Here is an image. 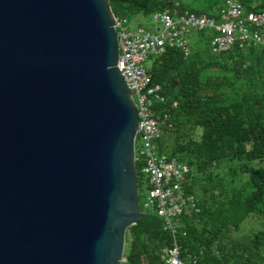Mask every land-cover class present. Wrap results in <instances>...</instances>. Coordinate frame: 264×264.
Returning a JSON list of instances; mask_svg holds the SVG:
<instances>
[{"label":"water","instance_id":"obj_1","mask_svg":"<svg viewBox=\"0 0 264 264\" xmlns=\"http://www.w3.org/2000/svg\"><path fill=\"white\" fill-rule=\"evenodd\" d=\"M115 25L109 0H0V264H123L128 229L159 221Z\"/></svg>","mask_w":264,"mask_h":264},{"label":"trees","instance_id":"obj_2","mask_svg":"<svg viewBox=\"0 0 264 264\" xmlns=\"http://www.w3.org/2000/svg\"><path fill=\"white\" fill-rule=\"evenodd\" d=\"M109 2L116 18L126 22L131 15L167 6L161 0ZM242 2L264 11V0ZM222 4L192 9L215 13ZM149 59V73L163 87L161 103L171 122L156 149L189 165L187 190L197 201L180 217L186 231L180 237L183 258H196L197 264H264V225L240 233L249 217L264 221V46L213 53L209 38L198 32L189 56L168 47ZM254 160L263 164L252 166ZM136 169L138 189L147 188L140 162ZM159 221L142 217L128 229L131 245L123 264H159L162 248L171 244Z\"/></svg>","mask_w":264,"mask_h":264},{"label":"built area","instance_id":"obj_3","mask_svg":"<svg viewBox=\"0 0 264 264\" xmlns=\"http://www.w3.org/2000/svg\"><path fill=\"white\" fill-rule=\"evenodd\" d=\"M161 1H166L167 6L152 13L159 24L152 29L140 26L130 30L125 27L126 19L116 18L119 41L116 64L139 110L135 162L141 163L147 186L142 211L155 212L161 228L171 238V244L162 248L159 264H197L196 258L190 261L183 258L180 244V237L186 235L180 217L194 210L197 204L195 195L187 190L191 169L178 157L156 149L165 127H170L171 122L169 112L161 103L165 100L163 87L152 81L145 63L150 56H159L168 47L179 48L189 56L192 52L190 36L198 32L209 38L213 53L236 46L243 48L247 44L264 46V11L247 8L242 0H224L215 13L193 11L181 0Z\"/></svg>","mask_w":264,"mask_h":264},{"label":"rangeland","instance_id":"obj_4","mask_svg":"<svg viewBox=\"0 0 264 264\" xmlns=\"http://www.w3.org/2000/svg\"><path fill=\"white\" fill-rule=\"evenodd\" d=\"M181 1L188 7H191L194 9L199 8V7L206 8L214 4H218L220 6L223 2V0H181ZM158 25L159 24L153 19L152 14H144V13H137V14L131 15L129 19L127 20V22L125 23V27L130 30H135L137 29V27H140V26L152 29L154 27H157ZM190 38L193 41V36H190ZM145 64L148 66L150 64V59H148ZM135 99H137V96H135ZM259 163L260 165L263 164V162H260L259 160H254L251 165L255 166V165H258ZM146 192H147V188L145 186L141 187V189L139 190L140 203H141V208L143 210H144V207L142 206V204L145 200ZM149 214L156 216V213L153 211H149ZM262 225H264V221L262 218L251 216L245 221H243V223L241 224L240 233L244 234V232L257 231L262 228ZM130 245H131L130 234L127 231L124 256H127L129 254ZM262 251H264V247L262 248Z\"/></svg>","mask_w":264,"mask_h":264},{"label":"crops","instance_id":"obj_5","mask_svg":"<svg viewBox=\"0 0 264 264\" xmlns=\"http://www.w3.org/2000/svg\"><path fill=\"white\" fill-rule=\"evenodd\" d=\"M185 5V4H184ZM185 6H187V5H185ZM188 7V6H187ZM191 10H193L191 7H189ZM193 11H195V10H193ZM197 12V11H196ZM209 13V12H208Z\"/></svg>","mask_w":264,"mask_h":264}]
</instances>
